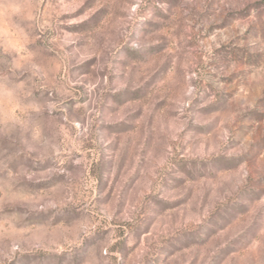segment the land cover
Masks as SVG:
<instances>
[{"label":"rangeland","instance_id":"rangeland-1","mask_svg":"<svg viewBox=\"0 0 264 264\" xmlns=\"http://www.w3.org/2000/svg\"><path fill=\"white\" fill-rule=\"evenodd\" d=\"M0 264H264V0H0Z\"/></svg>","mask_w":264,"mask_h":264}]
</instances>
